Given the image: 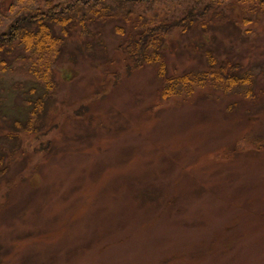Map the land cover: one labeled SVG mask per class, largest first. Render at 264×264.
<instances>
[{"label":"rangeland","instance_id":"1","mask_svg":"<svg viewBox=\"0 0 264 264\" xmlns=\"http://www.w3.org/2000/svg\"><path fill=\"white\" fill-rule=\"evenodd\" d=\"M48 1L69 0H0V33ZM224 1L242 22L248 3ZM195 2L137 6L131 21L172 20ZM114 25L72 32L53 87L27 78L21 53L0 64V264H264V12L244 32L172 28L168 75L205 70L210 52L251 77L180 95L120 48ZM39 96L38 129L23 132L25 100Z\"/></svg>","mask_w":264,"mask_h":264},{"label":"trees","instance_id":"2","mask_svg":"<svg viewBox=\"0 0 264 264\" xmlns=\"http://www.w3.org/2000/svg\"><path fill=\"white\" fill-rule=\"evenodd\" d=\"M162 1L171 0H69L58 3L48 1L45 6L21 11L14 15L7 28L0 33V64L6 66L5 56L21 53L24 55L21 56V60L27 78L46 87H53L54 65L62 55L72 32L76 28L86 30L94 23L112 22L115 23V31L126 36L120 48L126 47L125 52L131 55L138 65L158 66V74L166 84L164 94L180 95L184 92L189 94L195 87L203 88L210 83L225 88L251 83L249 73L246 75L238 73L242 69L241 64L230 62V59L217 63L210 52L205 55L210 60L205 70L191 71L179 76L168 75L164 54L166 37L172 28H180L183 32L197 27L206 30L216 20L225 21L243 31V27L253 21V17L264 12V0H245L249 10L243 8L242 22L225 13V8L222 7L224 0H210L204 7H199L202 0H195V5L188 7L183 16L172 20L155 22L141 14L138 22L131 21L137 6H148L145 10L149 11ZM130 23L132 29L126 31L124 24ZM35 92L34 86L30 87L29 95ZM25 102L30 107L28 119L25 124L19 122L17 124L21 131L33 133L38 129L37 122L46 107V101L39 96L27 98ZM5 171V168H0V175Z\"/></svg>","mask_w":264,"mask_h":264}]
</instances>
